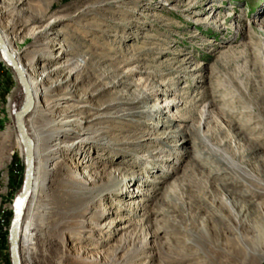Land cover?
Listing matches in <instances>:
<instances>
[{"label":"rangeland","instance_id":"374dc122","mask_svg":"<svg viewBox=\"0 0 264 264\" xmlns=\"http://www.w3.org/2000/svg\"><path fill=\"white\" fill-rule=\"evenodd\" d=\"M0 30L45 89L24 124L48 170L25 210L22 264H264V0H0ZM66 58L84 65L75 78L56 69ZM144 88L154 97L132 102ZM62 96V109L88 118L66 137L53 108ZM25 102L0 52V264H12L24 188L15 119ZM208 102L207 129L221 128L212 143L259 176L262 193L246 196L256 182H237L235 168L206 152ZM55 137L77 146L55 158Z\"/></svg>","mask_w":264,"mask_h":264},{"label":"bare ground","instance_id":"6f19581e","mask_svg":"<svg viewBox=\"0 0 264 264\" xmlns=\"http://www.w3.org/2000/svg\"><path fill=\"white\" fill-rule=\"evenodd\" d=\"M55 21H57V19H52L49 22V27L51 25H53V23ZM47 29H48V25H45L44 29L41 30V31L45 32V31H47ZM0 38H1V41H2L3 45L6 47L8 52L13 57L14 64L10 63L4 57L2 49L0 47L1 55H2L3 59L9 64L10 67H12V69L16 73V77L18 78V80H19V82L21 84V87H22L23 96H24V98L26 100L25 105L28 103V101H30V107H29V110H28L27 114L24 115L21 118L23 132H24L26 138L32 143L33 170H32V179H31L30 192H29V197H28V201H29L30 194H31L32 190L36 189V188L40 189V188L43 187V185L41 184L39 178H41L44 175L45 171H47L48 168H46L47 167L46 166V161H45V158L43 157L45 152L42 149L35 151V142L30 137L29 133L26 131L24 124H25V119L29 115V113H30L32 108H36L37 110L40 109L39 105H37V106L34 105V99L37 98V97H40V95L45 91V89L41 86L42 80H39V78H36V76L35 77L32 76L31 73H30V70L28 68V64L26 62L21 61L19 59V54H18V52L16 50L14 51L13 49L10 48L9 43L7 42L6 36H5L4 32L1 31V30H0ZM64 67H65V69L68 70V77H67V79H68L70 77L71 78H75L77 75H79L82 72V69L84 68V65L82 66L81 64L75 63L74 60H72L71 58H66L65 62L60 64L59 66H57L56 69L64 68ZM47 75H49V73H47L46 76ZM23 81H24V83H23ZM134 84L135 83H133L131 85H134ZM136 85H139V84H136ZM155 93L156 92H151V91L149 92V90H147L146 88H144L141 91L136 89L135 92L132 93L133 96L135 94L136 95L134 97H132L131 100H132V102H140V101H142L144 99H147V98H153ZM68 98H70V97H68ZM63 99H67V97L62 96L60 98L55 99L53 108L55 107V109L57 111H59V113H58L59 114L58 115L59 119L56 120V124H55V125L58 126V128H57L58 132L61 133L62 137H66L67 135H70V133L72 132V130H73L72 126L75 124V122H79V125L82 126V123L84 121H86L88 118L87 117H83V118H77L76 117L77 116L76 111L78 109L77 106H71L70 104H65V106H62V107H64L62 109L61 106H60L61 103H59V101L63 100ZM171 102H173L172 105H176V103H178L179 101L177 99H175V100H172ZM208 103H210V102H208ZM208 103H207V106L205 107V109L203 110L202 125H201V128H200L201 133H203L202 134L203 135V137H202L203 138V142L208 148V151H206V152L209 153V154H212V155L216 154V155L220 156L223 161H225L228 165H230L233 168H235L237 173H238V175H240V178H239V180L237 179V182H247V180H249L250 178H251V181L256 182V185H257L256 187L257 188H254L253 189L254 191L252 189H247L246 193H245L246 196L249 193H251L252 195L262 193V185L263 184H262V180L259 181L260 180L259 176H255L254 173H252L249 176L248 173H246L243 170L244 166H242V164L238 163V161L234 160L235 157H233L234 158L233 159L230 155L226 154L224 152V150H222L221 148L215 146L212 143V139H211L210 133L212 134V133H215L216 131L219 132L221 130V128L220 129L216 128L215 131L213 129L212 130L207 129V126H209L214 121V117H215L214 112L212 111V103H210V104H208ZM25 105L23 106V108L21 107V108H18L16 110L15 127H16V131H17V135H18V138L20 140V143L22 144V147L24 149L25 163H26V147H25L23 141L20 138L19 130H18V127H17V118L19 116V113L22 110H24ZM165 106L169 108V103L166 104ZM152 109L155 110V112L156 111H159V112L162 111L161 110V106H154ZM44 114H45V112H44L43 109L39 110V113H38L39 116L43 117ZM94 115H95V113L88 114V116H90V117H92ZM95 118H102V115H98ZM95 118H93V119H95ZM171 120H174V118L170 117V119L168 120L169 121V125H172V123H171L172 121ZM205 128H206V131H205ZM217 129H219V130H217ZM177 132L178 133H183L182 132V128L179 127L177 129ZM80 133L81 134H83V133L84 134L85 133L88 134L89 132L86 131V128L85 129L83 128L80 131ZM237 135H238L239 138H243V139L246 138L244 133H237ZM78 138L79 139H78L77 143H79V144H77V145H79V148L82 147L83 144H86L87 141H88V136H80ZM51 142L52 143L50 144V148H51V151L55 154V158L56 157L57 158L61 157V152H62L63 149L68 148L70 146L76 145V142H72V143H69L67 145L66 144L63 145L64 143L61 144V139L58 138V137L53 138L51 140ZM36 144H39V142L36 141ZM91 148L92 147H90L89 149H91ZM90 151H92V150H90ZM256 151H257V149L255 147H251L250 146L247 149H245L244 152H246L247 154H253ZM36 165H37V167H36ZM99 165L102 166V163L100 162ZM120 171L121 172H125V171H122V170H120ZM125 174L123 173V175H125ZM134 179H135L134 176L133 177L132 176L131 177L127 176V177L124 178V180L126 182H128V183L133 182ZM153 182H157V180L155 179V180H153ZM23 191H24V188L22 189L21 195H22ZM78 191L81 192L82 195H85L86 193H88V190L87 191L86 190L83 191L81 188ZM138 193H143V195H144V192L142 191V189L139 190ZM89 196H91V195H89ZM28 201H27L25 209H24V214H23L22 223H21V230H20V260H21V231H22V226H23V223H24L25 210H26ZM0 224L3 227L6 225V222H5V220L3 218L1 219V223ZM127 227L128 226L125 225V226H122L121 228L124 229V231H125L127 229ZM22 236L26 239L27 243H30L31 236H30V231H29L28 227H24V229L22 231ZM49 258H50L51 262H53L55 260V256L54 255L53 256H49ZM21 264H22V260H21Z\"/></svg>","mask_w":264,"mask_h":264},{"label":"water","instance_id":"95a60500","mask_svg":"<svg viewBox=\"0 0 264 264\" xmlns=\"http://www.w3.org/2000/svg\"><path fill=\"white\" fill-rule=\"evenodd\" d=\"M0 47L2 49L4 57L12 64H14V59L11 54L8 52L6 47L3 45L0 38ZM24 83V81H23ZM30 107V101L25 105L24 110L19 113L17 118V127L19 130L20 138L23 141L26 147V168H25V180H24V191L21 196L17 197L13 205V216L10 226L9 233V245H10V255L12 264H21L20 260V230L21 223L24 214V209L28 201L31 179H32V170H33V156H32V143L26 138L21 118L27 114Z\"/></svg>","mask_w":264,"mask_h":264}]
</instances>
